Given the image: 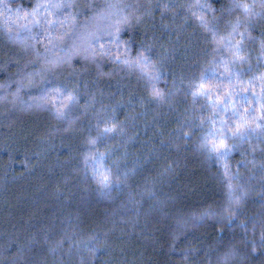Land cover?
Returning a JSON list of instances; mask_svg holds the SVG:
<instances>
[{"label":"trees","instance_id":"16d2710c","mask_svg":"<svg viewBox=\"0 0 264 264\" xmlns=\"http://www.w3.org/2000/svg\"><path fill=\"white\" fill-rule=\"evenodd\" d=\"M0 264H264V0H0Z\"/></svg>","mask_w":264,"mask_h":264},{"label":"snow or ice","instance_id":"6c2138e0","mask_svg":"<svg viewBox=\"0 0 264 264\" xmlns=\"http://www.w3.org/2000/svg\"><path fill=\"white\" fill-rule=\"evenodd\" d=\"M245 7H247V6H245ZM202 22H203V21H202ZM118 31H119V29L117 28V33H118ZM141 58L144 59L145 61H146V59H147L146 57H143L142 54H141ZM117 59H119V57H117ZM124 62H125V63H128L129 61H128V60H125ZM137 63L139 64L140 61L137 60ZM141 66L144 67V68H147V64H146V63L143 64V65H141ZM201 88H203V85H201ZM157 95H159V93H157ZM69 99H71V96H69ZM217 99H219V98L217 97ZM239 128H240V126L237 125V130H239ZM111 130H112V129H106V131H111ZM220 149H224L225 152L228 151V147H227V145L224 144L223 139H221V140L219 141L218 144H213V145H212V150H213V151H219ZM108 179H109V178H108L107 175H102V177H101V182H102V183H107Z\"/></svg>","mask_w":264,"mask_h":264}]
</instances>
